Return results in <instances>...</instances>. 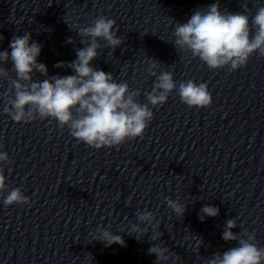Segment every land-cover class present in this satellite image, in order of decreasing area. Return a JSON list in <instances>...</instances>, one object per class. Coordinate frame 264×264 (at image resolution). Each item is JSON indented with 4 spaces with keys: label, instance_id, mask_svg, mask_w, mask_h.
I'll return each mask as SVG.
<instances>
[{
    "label": "water",
    "instance_id": "water-1",
    "mask_svg": "<svg viewBox=\"0 0 264 264\" xmlns=\"http://www.w3.org/2000/svg\"><path fill=\"white\" fill-rule=\"evenodd\" d=\"M216 2L231 13L247 5L250 22L264 7V0H0V51L10 53L12 38L30 33V43L42 46L38 62L48 77L74 74L55 65L75 60L84 47L75 25L90 26L103 15L116 21L113 30L124 42L113 52L100 40L91 65L139 90L138 102L147 103L156 80L148 58L161 63L157 74L171 71L177 84L206 83L212 95L210 106L190 108L174 90L152 109L142 138L118 150L95 149L54 119L13 121L3 112L9 81H0V151L11 161L3 165L7 190L0 193V264H157L148 251L153 243L169 249L171 258L160 264H207L237 246L222 239L228 219L236 220L234 233L247 230L264 248V57L254 53L235 71L212 70L173 45L175 23ZM0 66L15 78L11 61ZM17 187L29 203L5 207L3 199ZM165 197L187 206L182 218ZM206 204L219 215L202 222ZM137 210L151 211L155 220L139 222ZM134 224L147 234L130 235ZM101 228L126 246L93 240ZM156 232L161 237L152 241ZM194 236L203 241L199 251Z\"/></svg>",
    "mask_w": 264,
    "mask_h": 264
},
{
    "label": "clouds",
    "instance_id": "clouds-1",
    "mask_svg": "<svg viewBox=\"0 0 264 264\" xmlns=\"http://www.w3.org/2000/svg\"><path fill=\"white\" fill-rule=\"evenodd\" d=\"M248 11L247 5H244L243 13L222 12L218 2L205 10H196L186 23H175L173 45L176 49L190 52L212 70L228 67L229 71H235L244 67L254 53L264 57V7L257 9L251 22ZM115 26V20L103 15L90 26L75 25L84 47L75 50V60L55 65L57 68H70L74 73L64 76L48 77L47 66L38 62L42 46L30 43V33L14 36L9 45L11 52L0 51V65L11 61L12 71L15 72V78H12L9 70L0 66V81L8 80L10 85L5 94L8 99L3 112L16 123L51 118L57 121L60 129L67 127L78 143L83 142L95 149L108 147L118 150L126 141L143 137L154 117L152 109L166 103L174 90L181 102L190 108L211 105L212 95L206 83L189 79L177 84L171 71L157 74L161 63L151 58H148L147 72L156 80L152 90L146 93L147 103L138 102L139 90H130L127 82H117L112 73L94 68L91 62L100 55V40L113 52L124 42L117 35L118 29L113 30ZM67 42L73 41L69 39ZM37 72L46 78L34 80ZM6 163H11L10 158L7 152L0 151V193L7 190L3 167ZM164 199L177 218L184 216L186 205L169 197ZM28 203L29 197L19 187L11 189L3 199L5 207ZM218 215V207L206 204L200 209L199 218L203 222L205 217L215 218ZM136 216L139 222L149 225L155 220L154 214L148 210H137ZM236 227V220L228 219L222 239L236 241L237 246L215 253L207 264H264V248L255 242V234H249L247 230L241 234L234 233L232 229ZM99 232L93 240H100L106 247L113 244L126 246L122 236L103 228ZM128 233L136 234L139 239L147 234V228L141 230L134 224ZM160 237L161 233L156 232L150 239L156 241ZM194 239L195 248L199 251L203 241L196 236ZM148 251L157 257V264L171 258L167 247L154 243Z\"/></svg>",
    "mask_w": 264,
    "mask_h": 264
}]
</instances>
